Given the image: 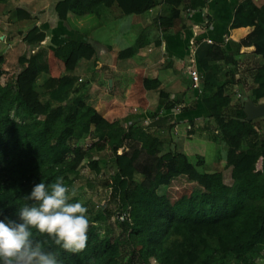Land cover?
Returning <instances> with one entry per match:
<instances>
[{
  "label": "trees",
  "instance_id": "1",
  "mask_svg": "<svg viewBox=\"0 0 264 264\" xmlns=\"http://www.w3.org/2000/svg\"><path fill=\"white\" fill-rule=\"evenodd\" d=\"M161 1L167 6L173 3ZM181 3L189 7L186 10H196L206 2ZM114 4L124 16L139 15L155 7L154 0H71L67 12L93 15L97 5L107 9ZM181 21L180 11L172 8L168 17L156 18L155 24L163 31L178 32L185 28ZM231 27H252L253 31L242 43L230 42V50L206 44L196 55L203 72V104L215 124L216 138L228 147L225 166L235 174L229 186L219 172L196 171L188 156L165 148V142L144 132V127L131 126L126 132L120 122L108 123L81 96H76L70 107L71 99L80 91L73 70L67 69L62 77L45 79L39 84L38 95L34 89L38 76L36 55L26 59L14 79L2 69L0 58V221L20 222L19 209L35 203L26 197L36 184L51 185L61 177L69 191L74 190L83 164L96 179L107 177L101 186L116 203L115 213L111 223V215L104 207L91 215L93 209L88 202H81V195L70 199L71 203L81 202L90 218L87 245L75 254L33 229V238L41 242L44 250L57 254L58 264L264 261V132L260 133L264 124L260 119L238 117L236 110L241 106L233 103L231 92L236 84L235 58L242 45L254 46V55L261 59V65L253 73L255 87L250 90L249 99L255 104L264 100V0H242ZM42 39V35H37L34 40ZM78 48L77 43L66 44L55 51V57L67 65ZM128 51L129 55L121 52L120 58L131 57L134 50ZM218 62L229 69L223 72ZM21 82L26 85L20 86ZM175 105L174 101L168 102L151 117L160 110L171 112ZM88 139L92 144L85 148L84 141ZM127 139L135 140L136 145L130 154L118 155ZM141 151L148 158V169L142 171L136 164ZM250 174V187H237ZM187 183H191L190 191L189 186L183 187ZM118 212H126L130 222H117ZM100 227H106L104 232H100Z\"/></svg>",
  "mask_w": 264,
  "mask_h": 264
},
{
  "label": "crops",
  "instance_id": "2",
  "mask_svg": "<svg viewBox=\"0 0 264 264\" xmlns=\"http://www.w3.org/2000/svg\"><path fill=\"white\" fill-rule=\"evenodd\" d=\"M181 1L173 0L172 5L167 6L161 0H154L153 9L124 16L115 4L107 9H99L97 5L94 12L99 13L93 15H78L67 12L71 0H0L2 69L14 79L26 59L36 55L38 76L34 89L38 95L41 94L39 84L45 79L62 77L67 69L73 70L80 91L69 106L76 96H81L108 123L120 122L126 132L131 126L143 128L142 121L168 102L184 106L180 113L167 112L165 117L145 127L144 132L162 139L165 148L188 156L196 171L202 168L200 172L204 174L221 173L224 183L229 186L235 174L225 166L228 147L216 138L215 124L203 104V72L196 55L207 44L203 39L230 50V42L242 43L253 28L231 27L242 0H205L204 7L191 9L189 14L185 11L189 7L185 8ZM172 8L180 11V24L185 26L182 31H163L156 27L155 19L168 17ZM37 35H42L43 39L35 41ZM69 43H77L79 48L65 65L55 57V51ZM128 50H134L133 55L120 58L121 52L126 51L129 55ZM255 52L254 46L242 45L235 58L236 84L231 92L233 103L241 106L236 110L237 116L245 119L241 102L251 101L249 93L255 87L253 73L261 65ZM193 60L200 77L199 90L191 88L187 71ZM216 64L223 72L229 69L223 62ZM88 73L93 83L89 90L81 86L84 74ZM26 80L27 83L30 81ZM108 81L110 89H107ZM114 89L120 97L110 99ZM262 103L264 100L258 102ZM119 109H123L121 118L118 117ZM259 119L264 124V118ZM135 145V140L127 139L125 147L117 154H130ZM206 149L210 151L207 158L202 156ZM198 157L200 161L196 159ZM147 159L141 151L136 162L141 171L148 169ZM252 179V174L246 175L237 187L249 188Z\"/></svg>",
  "mask_w": 264,
  "mask_h": 264
},
{
  "label": "clouds",
  "instance_id": "3",
  "mask_svg": "<svg viewBox=\"0 0 264 264\" xmlns=\"http://www.w3.org/2000/svg\"><path fill=\"white\" fill-rule=\"evenodd\" d=\"M75 195L61 177L51 185L36 184L26 197L35 203L19 209L20 222L0 221V264H58L57 254L33 238V229L68 253L83 251L90 218L81 202H69Z\"/></svg>",
  "mask_w": 264,
  "mask_h": 264
},
{
  "label": "rangeland",
  "instance_id": "4",
  "mask_svg": "<svg viewBox=\"0 0 264 264\" xmlns=\"http://www.w3.org/2000/svg\"><path fill=\"white\" fill-rule=\"evenodd\" d=\"M91 66V64H90ZM83 82H82V87L83 89H88L90 87H92V81L90 78L89 73L88 74H84L83 76ZM111 85L109 84L108 81V87L107 89H110ZM89 90V89H88ZM119 96V93L117 90H113L111 96H109L110 99H116ZM109 100V99H107ZM125 109H126V105H125ZM120 112L118 113V117H122V112L123 109H119ZM142 124L144 126L147 125V120L145 119L144 121H142ZM85 142V141H84ZM83 142V143H84ZM86 142H91V140L89 139L88 141L86 140ZM86 142L84 144H86ZM83 147V146H82ZM91 150V149H90ZM88 154L93 153V151H87ZM210 155V151L208 149L205 150V153H203L202 156L204 157H208ZM218 156V154H217ZM83 166V167H82ZM78 167V166H77ZM76 167V168H77ZM200 171H203L202 168H200ZM79 172H80V177H77L76 179V185L73 187V189L75 190L76 195L75 196H80L81 195V202L84 201L85 203L88 202V207L92 208L93 210V214H95V211L98 210V208L100 206L104 207L108 213H110L111 217V223H112V218L114 216L115 213V208H116V203L112 202L109 196V193L106 189H104L101 184L103 182V180H105L106 178H99L96 179L94 174L90 171H88V169L86 167H84V165L82 164L81 167L79 168ZM110 173V172H109ZM104 174V173H102ZM103 185V184H102ZM188 185H183V187H186ZM188 191L191 190V186H189L187 188ZM105 226V224H104ZM100 232H104V229H106V227H100ZM116 233L119 232L118 227L115 228ZM259 264H264L263 260H258Z\"/></svg>",
  "mask_w": 264,
  "mask_h": 264
},
{
  "label": "built area",
  "instance_id": "5",
  "mask_svg": "<svg viewBox=\"0 0 264 264\" xmlns=\"http://www.w3.org/2000/svg\"><path fill=\"white\" fill-rule=\"evenodd\" d=\"M186 13H188V14L191 13V10L187 9ZM202 41L207 43V44H212L213 43V41L210 40V39H203ZM187 71H188V75H189L190 80H191V88L194 89V90H199L200 77H199V73H198V70L196 68V64H195L194 60L192 62V65L188 68ZM183 107L184 106H182V105H176V106L173 107L171 113L172 114L180 113L181 110L183 109ZM166 114H167L166 111L160 110L158 112L157 116L147 118L146 119L147 120V125L144 126V128L145 127H149L154 121H157L159 117H164V116H166ZM91 144H92V141L91 142H86L85 148L89 147ZM256 169L258 171L261 170L260 162L257 164ZM115 220L117 222H119V223L130 222V219H129L128 215L126 214V212H118L117 214H115Z\"/></svg>",
  "mask_w": 264,
  "mask_h": 264
},
{
  "label": "water",
  "instance_id": "6",
  "mask_svg": "<svg viewBox=\"0 0 264 264\" xmlns=\"http://www.w3.org/2000/svg\"><path fill=\"white\" fill-rule=\"evenodd\" d=\"M246 120L252 121L259 118H264V103L255 105L251 101L241 102Z\"/></svg>",
  "mask_w": 264,
  "mask_h": 264
}]
</instances>
